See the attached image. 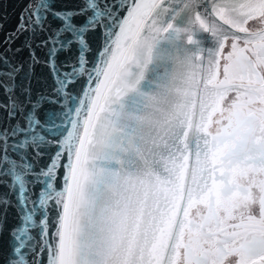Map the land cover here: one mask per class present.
Segmentation results:
<instances>
[{"label":"snow or ice","instance_id":"obj_1","mask_svg":"<svg viewBox=\"0 0 264 264\" xmlns=\"http://www.w3.org/2000/svg\"><path fill=\"white\" fill-rule=\"evenodd\" d=\"M0 43V264H264V0H27Z\"/></svg>","mask_w":264,"mask_h":264},{"label":"water","instance_id":"obj_2","mask_svg":"<svg viewBox=\"0 0 264 264\" xmlns=\"http://www.w3.org/2000/svg\"><path fill=\"white\" fill-rule=\"evenodd\" d=\"M26 2L27 0H0V42L15 29L18 17ZM20 43L21 41L16 42L17 45ZM2 46V43H0V47ZM7 222L9 226L16 223L15 210L12 208L8 209ZM5 240L6 234L4 237H0V243H3Z\"/></svg>","mask_w":264,"mask_h":264}]
</instances>
